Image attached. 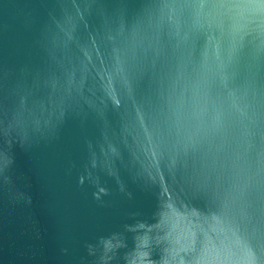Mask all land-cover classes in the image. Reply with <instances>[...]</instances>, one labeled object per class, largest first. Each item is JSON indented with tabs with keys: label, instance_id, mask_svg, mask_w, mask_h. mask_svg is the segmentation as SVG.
<instances>
[{
	"label": "water",
	"instance_id": "water-1",
	"mask_svg": "<svg viewBox=\"0 0 264 264\" xmlns=\"http://www.w3.org/2000/svg\"><path fill=\"white\" fill-rule=\"evenodd\" d=\"M0 264H264V0H0Z\"/></svg>",
	"mask_w": 264,
	"mask_h": 264
}]
</instances>
